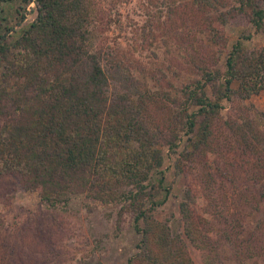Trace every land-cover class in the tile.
<instances>
[{
	"label": "trees",
	"instance_id": "trees-1",
	"mask_svg": "<svg viewBox=\"0 0 264 264\" xmlns=\"http://www.w3.org/2000/svg\"><path fill=\"white\" fill-rule=\"evenodd\" d=\"M159 1L166 33L180 34L177 66L92 45L93 0H35L18 35L0 34V179L17 176L63 210L78 194L119 204L149 264H193L182 233L207 264H264V109L260 122L234 108L222 116L224 100L264 88V42L228 47L223 27L239 17L264 36V0ZM200 33L205 53L191 42ZM184 141L174 161L187 189L178 215L160 221L165 149L171 158Z\"/></svg>",
	"mask_w": 264,
	"mask_h": 264
},
{
	"label": "rangeland",
	"instance_id": "rangeland-1",
	"mask_svg": "<svg viewBox=\"0 0 264 264\" xmlns=\"http://www.w3.org/2000/svg\"><path fill=\"white\" fill-rule=\"evenodd\" d=\"M35 15V0L2 2L0 34L6 32L8 39H12ZM92 15V45L104 40L105 45L118 46L130 55L152 60L157 54V59L172 61L177 66L183 50L180 34L166 33L163 20H168L170 14L159 0H93ZM223 27L228 47L238 38L249 47L264 42V36L250 24H243L239 17ZM186 32L182 34L191 35L190 31V34ZM197 36L201 40L191 42L203 47L200 53H205L210 45L206 47L202 33ZM224 55L220 56V63ZM232 86L237 87V82ZM224 103L222 116L234 108L236 113L247 114L260 122L258 113L264 109V88L248 97L233 95ZM154 117L161 122L158 114ZM188 147L186 141L181 143L171 154L173 158L165 149L164 183L167 190L162 191L164 202L153 211L157 220H168L170 213L178 215L179 200L187 189L189 176L179 171L176 162L183 158L182 152ZM202 204L203 199L197 193L192 204L194 211L201 212ZM118 211L119 204H101L84 194L74 195L67 210L54 208L42 202L36 190L25 189L17 176H5L0 179V264H127L129 260L131 264H149L136 257L141 234L135 229L131 214L124 212L119 220ZM181 238L193 264H207L201 250L184 233ZM244 263L250 261L234 262Z\"/></svg>",
	"mask_w": 264,
	"mask_h": 264
}]
</instances>
